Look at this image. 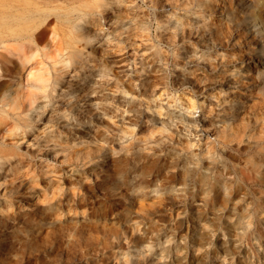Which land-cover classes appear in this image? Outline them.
<instances>
[{
	"label": "rangeland",
	"instance_id": "obj_1",
	"mask_svg": "<svg viewBox=\"0 0 264 264\" xmlns=\"http://www.w3.org/2000/svg\"><path fill=\"white\" fill-rule=\"evenodd\" d=\"M104 1L79 21V71L55 72L51 47L0 78V264H264V12ZM186 169L225 199L204 206L165 179ZM241 171L261 182L227 195Z\"/></svg>",
	"mask_w": 264,
	"mask_h": 264
},
{
	"label": "bare ground",
	"instance_id": "obj_2",
	"mask_svg": "<svg viewBox=\"0 0 264 264\" xmlns=\"http://www.w3.org/2000/svg\"><path fill=\"white\" fill-rule=\"evenodd\" d=\"M255 1L257 2V9L264 12V0ZM107 4L104 0H0V78L8 72H19V68H23L39 54L47 55L48 49L51 47L57 51L52 63L55 72L70 73L73 71L76 73L79 71L86 60L88 62L92 60L88 58V55L83 57V48L86 46L84 44L91 38L90 29L89 27L79 28V21L83 19L84 22L90 24L93 19L90 16L94 10ZM110 8L115 10V18H118L119 7L111 6ZM101 11L103 9H99V12ZM2 51L6 52L9 57L10 64L8 66L4 62L5 56ZM59 62H61V65L56 66V63ZM96 64L106 67V64L97 62L93 65ZM101 70L99 71L101 72ZM47 73H39L32 86L44 90L46 83L51 79V76ZM52 79L54 80L52 90H55L58 76L52 75ZM94 81L97 82L96 79ZM92 82L91 79H88L82 87V92L89 93ZM91 91H96V89L93 88ZM10 98H14V96ZM194 171V169L178 170L176 175L174 172H169L165 179L168 182L173 180L175 183H183L187 186L183 191V195L185 197L192 196L194 201L201 200L204 206L210 203L217 204L218 196H221L222 200L225 199L224 195L215 190V187H217L216 182H210L209 180L206 182L205 175L199 173L194 176ZM230 171L238 173L235 167ZM239 173L241 181L232 184L227 195L235 196L239 192H243L244 195L251 192L245 184L251 186L261 182L262 176L255 175L252 177L244 171ZM205 185H208L209 191H206ZM192 187H195V190ZM243 188L247 192L242 191ZM211 191L214 192L209 195ZM201 193H203V196ZM145 235L148 242L154 240L153 234ZM191 240L198 247H205L210 243L209 237L204 236H193ZM230 249L231 252H234L233 247ZM214 252L218 253L217 247ZM240 264H252V262L244 259Z\"/></svg>",
	"mask_w": 264,
	"mask_h": 264
}]
</instances>
